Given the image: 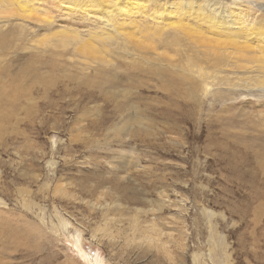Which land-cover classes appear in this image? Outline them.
Segmentation results:
<instances>
[{
	"label": "rangeland",
	"instance_id": "374dc122",
	"mask_svg": "<svg viewBox=\"0 0 264 264\" xmlns=\"http://www.w3.org/2000/svg\"><path fill=\"white\" fill-rule=\"evenodd\" d=\"M5 1L0 264H264L258 61L168 27V0Z\"/></svg>",
	"mask_w": 264,
	"mask_h": 264
},
{
	"label": "bare ground",
	"instance_id": "6f19581e",
	"mask_svg": "<svg viewBox=\"0 0 264 264\" xmlns=\"http://www.w3.org/2000/svg\"><path fill=\"white\" fill-rule=\"evenodd\" d=\"M6 1L4 2L6 3V7L4 6L3 7L6 9L9 7L6 10L9 16H19L20 15L24 17L25 19L28 18V16H30V15H27V13H25L28 11L27 5H24L21 2V0L20 2L22 4L17 2L18 8H15L13 10L10 9V5H13L17 0H6ZM74 1L75 0H65V2H70V3H73ZM104 1H107V0H99L98 2L99 10L98 11H96L93 8L91 9V11L93 13L97 12L99 15H101V17L102 16L104 18L107 17V19L109 20L111 11L117 14H120V15L131 14V13L134 14L138 10L140 11L144 10L145 3L148 0H124L123 2H121L122 0L121 1L118 0L115 2V4H117L119 8L115 7L116 9L106 6ZM205 2L206 3H204V0H183L182 3H180L178 0H168L167 6L165 7L164 12H166L167 16L169 14L174 18L173 21L167 23L168 27L178 28L180 30L182 29L181 31L184 30V32H186L190 37L194 38V41L197 40L196 42L209 43L211 41H215L219 43V39L217 38L224 37L225 41L228 42L229 44L228 46L223 47V49H225L224 51H228V48L230 47L235 50L234 55L235 57H237L236 59L238 58L239 59H251L253 61L257 60L258 68L264 74V16L262 14L258 16L257 15L258 13L255 14L256 10L252 8H248L246 5L241 4L237 0L232 1L230 5L224 4L225 10L220 14L216 7L215 0H205ZM87 8H90V7H87ZM204 8H208V11H204L205 10ZM29 10L32 11V9H29ZM1 12L2 10H0V13ZM153 18L159 19L158 14L153 15ZM189 18L195 19L197 20V22H200V23H205L208 27V30L211 32V34L201 31L199 27L197 29V27L195 28L193 26H190L189 21H188ZM160 28L164 29L165 27L161 26ZM202 28H205V27H202ZM255 32L258 34V37ZM221 33L224 36H220ZM145 35H148V34H145ZM63 37H67V36L63 35ZM63 37H62V41H66V39ZM106 37L112 38L110 35H106ZM143 42L144 40L139 41L138 46L142 45L140 43H143ZM247 48L250 49L251 53H249ZM258 50L261 52L260 56H257ZM230 52H232V50H230ZM222 55H223V52H222ZM238 65L240 67L245 66V64H241V65L238 64ZM75 238H76V244H79L80 243L79 238L78 237H75ZM91 261H92L91 263H93L94 260H91ZM96 261L98 262L97 258H96ZM96 261L94 262L96 263Z\"/></svg>",
	"mask_w": 264,
	"mask_h": 264
},
{
	"label": "snow or ice",
	"instance_id": "6c2138e0",
	"mask_svg": "<svg viewBox=\"0 0 264 264\" xmlns=\"http://www.w3.org/2000/svg\"><path fill=\"white\" fill-rule=\"evenodd\" d=\"M216 2H217V3H219V2H220V0H216Z\"/></svg>",
	"mask_w": 264,
	"mask_h": 264
}]
</instances>
